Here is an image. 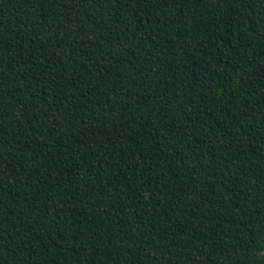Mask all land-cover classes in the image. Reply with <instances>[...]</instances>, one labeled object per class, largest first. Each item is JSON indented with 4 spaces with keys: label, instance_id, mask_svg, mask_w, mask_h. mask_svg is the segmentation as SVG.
I'll return each instance as SVG.
<instances>
[{
    "label": "trees",
    "instance_id": "1",
    "mask_svg": "<svg viewBox=\"0 0 264 264\" xmlns=\"http://www.w3.org/2000/svg\"><path fill=\"white\" fill-rule=\"evenodd\" d=\"M264 0H0V264H264Z\"/></svg>",
    "mask_w": 264,
    "mask_h": 264
},
{
    "label": "snow or ice",
    "instance_id": "2",
    "mask_svg": "<svg viewBox=\"0 0 264 264\" xmlns=\"http://www.w3.org/2000/svg\"><path fill=\"white\" fill-rule=\"evenodd\" d=\"M261 15H264V13H261Z\"/></svg>",
    "mask_w": 264,
    "mask_h": 264
}]
</instances>
